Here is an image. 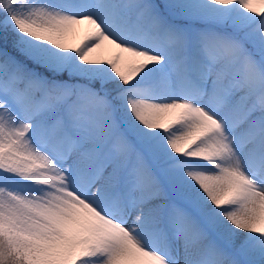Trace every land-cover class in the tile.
<instances>
[{
	"label": "snow or ice",
	"instance_id": "snow-or-ice-1",
	"mask_svg": "<svg viewBox=\"0 0 264 264\" xmlns=\"http://www.w3.org/2000/svg\"><path fill=\"white\" fill-rule=\"evenodd\" d=\"M0 264H264V0H0Z\"/></svg>",
	"mask_w": 264,
	"mask_h": 264
}]
</instances>
